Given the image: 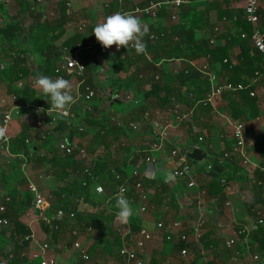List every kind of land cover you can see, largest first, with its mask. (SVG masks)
I'll return each instance as SVG.
<instances>
[{"label": "crops", "instance_id": "crops-1", "mask_svg": "<svg viewBox=\"0 0 264 264\" xmlns=\"http://www.w3.org/2000/svg\"><path fill=\"white\" fill-rule=\"evenodd\" d=\"M104 1L36 0V6L45 15L43 18L65 21L63 34L56 41L58 45L80 33L76 47L82 48L76 49L74 53L77 51L85 63L86 81L91 80L98 89L97 92L93 88L97 95L91 101L79 100L70 106L75 118L58 114L57 121L52 122L50 118L57 113L52 111L54 109L50 107V101L42 98L36 84H32L39 74H43L42 56L37 51L43 33L36 31L38 33L32 35L33 22H27L28 20L25 22L20 15V12L25 10V4H33V0L8 2L0 0V27L8 20L21 18L24 22H20L17 28L23 24L26 29L17 32L14 36L15 41L23 49L35 50L4 56L1 51L3 42L0 40V111L16 104L21 106L20 114L15 115L10 124L9 139L6 141L0 139V204H5L4 216L10 221L9 226H0V264H21L17 262L24 259H27L24 264L34 263L33 254L43 243H49L48 253L54 256L59 264H88L89 262L81 258L80 252L72 246L76 239L71 231L74 228L79 230L78 238L89 253L91 262L95 264L121 262L117 243L113 242L115 235L119 236L117 217L113 222L105 221L101 229L93 228L92 232L86 231L87 224L68 218L69 226L57 233L49 228L52 225L50 207L42 214L34 206L37 193L51 204L57 201L53 196L54 191L65 186L72 188L74 181L72 173L62 179L53 173L54 169L46 155L50 154L48 150L50 143L45 142V136L47 134L51 136L49 133L58 137L55 143L58 154H64V148L68 145L78 147L86 144L88 166L97 167V164H100V167L105 170L112 169L115 173L120 169L124 178L130 179L129 184L126 181L124 185L131 190L129 201L134 210L133 216L139 217L140 220L138 231L146 229L151 234L143 249L146 264H154L152 259L155 257L156 264H238L233 260L237 253L242 261L258 264L253 261L252 256L254 253L264 251V76L257 71L255 74L259 76L244 85L250 88L251 93L260 101V112L253 118L250 117L249 105L240 106V116H235L238 112L237 106L240 105L237 103L239 90L225 92L208 106L189 99L176 100L173 94L169 105L160 107L154 103L157 98L150 95L149 87L120 89L121 92H131L134 100L113 101L109 97L111 69L115 62L113 45L108 47L106 54L100 51L99 44L93 48L86 46L91 41L97 42L92 33L96 22H101L102 17L104 19L108 17L105 15ZM186 1L191 3L189 0ZM211 1L202 0V3L192 1L184 8L186 13L184 22H209L211 25L216 23L213 29L215 35H225L228 30L231 32V29H234L233 22L218 21L217 11L207 9ZM231 1L236 6L234 9L243 17L242 2ZM260 2L262 17L264 0ZM182 6L178 10L165 7L156 16L132 13L131 10L134 8L121 7L119 11L137 17L142 24L149 27V32H152L151 28H160L168 22L175 21L173 15L176 13L178 16ZM82 24H85V27L79 29ZM203 26L198 31L197 42H202L205 36L212 35L210 24ZM260 27L264 31V18L262 22L260 21ZM57 33L56 30L54 34ZM210 41L215 44L222 43L225 39L213 38ZM202 51L184 60L161 59L156 64L167 72L173 69L174 74H179L184 65L197 67L203 74L209 93L211 90L209 73L215 74L218 82L223 84L228 82L230 72L223 69L219 62L211 69L208 57ZM240 53V46L234 45L229 50V58L237 62ZM14 60L18 62L15 70L26 74L23 76L20 74L21 78L18 81L12 80ZM90 60L96 61L91 65ZM262 63L264 67V60ZM177 68H180L178 72L175 71ZM65 75L70 83L79 80L74 73L66 72ZM54 78L55 74L52 79ZM20 80H24L25 83L22 89L17 87ZM27 86L34 92H24ZM13 94L18 96V100L12 98ZM174 103L180 104L183 111L193 109L189 121L180 122L174 116L169 110ZM33 105L43 107V111L51 110L42 113L47 115L43 126L36 124L38 114ZM90 108L97 113V125L84 127L83 119ZM60 118H65L68 125H71L73 138L70 142L63 139L61 130L57 128ZM131 124H137V128H133ZM237 125H241L245 132L246 156H243L235 145L234 130ZM81 126L85 128L84 131H79ZM163 130L167 132L165 137L159 134ZM189 146H200L216 158L214 165L189 158L195 186L188 185L187 177L175 175V170L180 167V161L171 155V150L175 147L188 149ZM213 166L220 171L216 175L207 173ZM118 175L117 173L116 176ZM219 176L225 177L227 183L221 194H217L213 188V178ZM137 181L144 184L149 195L148 209L145 212L140 211L142 202L134 188ZM97 182L92 184L93 194L96 199L103 201L105 194H99L94 190L95 186L99 185ZM33 186L35 189H32ZM104 203L107 201L104 200ZM105 204L99 208L102 209ZM19 221L28 229L24 241L22 240L26 243L23 249H18L10 238ZM177 222L182 224L181 227L173 226ZM129 224L132 228L130 221ZM26 237L30 238L27 240ZM231 239H234L235 243L228 246L227 242ZM181 241L189 243V256L184 257L174 248L175 244ZM191 258L193 261L189 262Z\"/></svg>", "mask_w": 264, "mask_h": 264}, {"label": "trees", "instance_id": "trees-1", "mask_svg": "<svg viewBox=\"0 0 264 264\" xmlns=\"http://www.w3.org/2000/svg\"><path fill=\"white\" fill-rule=\"evenodd\" d=\"M150 1L151 0H126V2L122 3L121 0H113L110 7L104 8L105 15L110 16L114 11H119L121 7H124L125 9H133L135 7L143 8L147 6ZM189 1H191V3L192 1H200V3H202V0ZM32 3L33 4L26 3L25 10H22L20 15L25 22L27 20V22H33L31 25L32 35L38 33L36 31H41L43 33V39L41 40L40 47L37 51H39L42 56L41 66L44 68L43 75L52 78L55 74V69L62 64V57L65 51L69 54H74V51L77 49L76 44L80 40V33L73 35L64 41L63 44L58 45L56 41L63 34L65 21L43 18L45 15L41 9L36 6V0H33ZM191 3L186 2L183 4L175 21L168 22L160 28H151L152 32H148L144 38L147 45L146 55L137 54L135 49L130 48L129 46L127 49L121 47L119 50L115 51V62L112 64L113 69H111L112 77L110 80V90L115 92L130 87H149L150 95L157 98L154 103L160 107H167L173 94L175 95L173 98H176V100L179 101H182L181 99H189L193 102L199 101L206 97L208 93V85L206 84L203 74L197 67H188L187 65H184L179 74H174L173 69L171 72H167L156 63L161 59L174 60L177 58H183L184 60L203 50L202 53L208 57V64L211 69H213L212 67L215 63L219 62L222 64L223 69L230 72V75L227 78L228 82L243 85V88L238 92L239 101L237 103L240 105L237 106L238 112L235 116H240V106L249 105L251 107L250 117H256L260 112V101L257 96H254L253 93H251V89L246 88L244 85L250 83L255 77L259 76L256 75L255 72L258 71L260 74L264 73V67L262 63V55L256 51L250 41V23L242 17V14L234 9L236 6L232 4L233 2L231 0H221L218 2L212 0L208 3L207 9H215V11H217V20H229L234 24V29H231V32L228 30V33L225 35H215L213 29L217 25L216 23L211 25L209 22H184L186 14L184 13V8ZM21 18L8 20L0 27V40L3 42L1 51L4 56H10L13 53L20 54L23 52L29 53L35 51L29 48L23 49L15 41L14 36L17 32L25 30L23 24L19 29L17 28L20 22H24ZM62 18L64 17L62 16ZM262 18H264V15L261 17V22ZM197 19L199 20L200 18ZM209 24L210 30H212V35L208 37L205 36L202 42H197L198 31L204 27L203 25ZM56 30L58 33L54 34ZM161 31H163L165 35L158 40H153L149 37L150 33H158ZM244 32L247 33V37H242V33ZM213 38L215 40L223 38L225 41L213 44L214 42L210 41ZM234 45H239L241 48V53L237 62L232 61L229 58V50ZM94 61L96 60H93V62ZM93 62L91 60L89 61L91 65ZM14 63V76L12 77V80L18 81L21 78L20 74H22V76L26 74L15 70L18 62L14 60ZM157 76L159 77L158 79ZM86 85L95 88L98 92L97 87L91 80H87ZM24 92L33 93L34 90L31 91V88L27 86L25 87ZM82 101L89 102L90 100ZM96 114L97 113H95L92 108L88 109L83 119V126L97 125ZM45 123L46 121L43 122L41 126ZM57 128L61 130L65 141L68 140L70 142V140H72L73 132L71 125H68L65 118L59 119ZM41 129L44 132V129ZM49 134H51V136L47 134L45 136V142L50 143V149H48L50 154H46L48 159L46 157L45 159L52 164L54 169L53 173L59 179L65 178L71 173L74 177L72 188H67V186L60 187L53 193V196L57 201L50 204L49 212L52 214L50 219L52 225L49 226V228L53 230V232H62L69 226L67 220L70 213L75 214V220L77 222H82L88 225L86 227L90 226L95 229H101L105 221L113 222L117 211L114 207L115 198L113 195L117 187L121 184H126V181L129 184L130 179L126 180L120 169L115 173L112 169L105 170L100 167V164H97V167L88 166L86 162L79 158L76 151L72 153L58 154L55 145L58 137L52 133ZM25 140V137H23V141ZM117 173L119 174L118 177L116 176ZM95 181H98L97 183L104 188V192L99 193L102 195L105 194L103 201L96 199L93 194L92 184L95 183ZM213 185V188L216 190L215 192L221 194L227 186L225 177L219 176L218 178H213ZM94 190L97 192L96 189ZM130 191L127 193V199H130ZM135 191L139 194L137 190ZM209 192L211 193V190H209ZM104 200L105 202L107 201L106 204L104 203ZM103 204H105V206L100 209L99 207ZM58 209H63L66 215L63 217L56 215ZM104 212H107L108 215ZM130 223L133 230H139V217L132 216ZM16 224L15 232L11 234L10 238L18 249H23L26 246V243L23 242V238L28 233V229L20 221ZM56 225H58V228L55 227ZM113 242L117 243L118 246L120 243V237L115 235ZM188 246L189 243L181 241L177 245L175 244L174 248H176L178 253L182 254L184 249L190 252ZM260 253H262L261 262L264 263V252L260 251ZM26 261L27 259L19 260L17 263L24 264ZM152 262L154 264L157 263L156 257L152 259Z\"/></svg>", "mask_w": 264, "mask_h": 264}, {"label": "built area", "instance_id": "built-area-1", "mask_svg": "<svg viewBox=\"0 0 264 264\" xmlns=\"http://www.w3.org/2000/svg\"><path fill=\"white\" fill-rule=\"evenodd\" d=\"M6 2L11 0H5ZM214 1H220V0H214ZM237 1V0H236ZM241 1L244 7V19L250 23L252 30L250 34V41L252 46L256 49L258 53L262 55V58L264 60V31L260 27V21H261V2L260 0H238ZM186 0H151L150 3L143 7H136L131 12H140L151 16H156L159 11H162L165 7H170L172 9L178 10L184 3H186ZM111 0H105L103 2L104 8L110 7ZM68 5L70 6L71 3L69 2ZM177 12V11H176ZM119 13H125L123 11H120ZM176 13L173 15V19H176ZM85 27V24H82L79 29H82ZM165 33L163 31L161 32H153L149 34V37L153 40H158L159 38L163 37ZM242 37H247V33H242ZM99 44L100 51L104 54L108 53V48H105L101 45L100 42L91 41L86 46L88 48H93L94 46H97ZM130 48H134L132 44H129ZM82 47H79L77 50H80ZM114 50L117 49L116 45L113 44ZM183 68V67H182ZM85 70L86 66L82 58L78 55L77 51L74 54H69L65 51L63 57H62V64L61 66L57 67L55 69V78H64L66 79L65 73H74L79 77V80L77 82L71 83L72 84V95L74 97V101L79 100H92L96 92L95 90L90 87L89 85H86V79H85ZM180 68L175 69L176 72H178ZM187 71V70H186ZM262 76L264 73L261 74ZM158 78V77H157ZM217 76L213 73H209V80L211 83V90L207 94L205 98L198 101V104H202L203 106H208L210 104H213L216 100H218L221 96L225 94L227 91H237L243 88V85L235 84L232 82H225L223 84L219 83L217 80ZM36 80V79H35ZM35 80H33L32 84L35 85ZM25 83L24 80H20L17 82V87L19 89H22L24 87ZM109 97L111 100H125V101H132L134 100V95L131 92H121V91H115V92H109ZM12 98L14 100H18V96L16 94L12 95ZM35 112L38 114L36 119V124L38 126H41L43 122L45 121L47 115H42V113L50 112L51 110L43 111V107L38 105H33ZM21 106L16 104L13 107L0 111V129L4 130V135L0 136V139L3 141H6L9 139V127L14 119L15 115L20 114ZM169 110L176 116V118L180 122H186L189 121L193 114V109H187V111H183L181 108V105L178 103H174ZM56 112L55 110H52ZM159 111H157L158 113ZM57 113V112H56ZM148 114V113H147ZM66 117L75 118L74 113L71 112L70 108L68 109V115ZM58 118V113L53 116L51 119L52 122H56ZM133 128H137V124H131ZM85 128L83 126L79 127V131H84ZM162 137H165L167 135L166 130H163L159 133ZM234 136H235V145L237 150H240L242 152L243 156H246L245 146H246V136L244 129L241 125H237L234 130ZM202 140V138H200ZM76 151L79 155V158L87 162L88 161V150L87 145L82 144L81 146H73L68 145L64 148V154L66 153H72ZM171 155L173 157H177L179 159L180 167L175 170V175L178 177H187L189 179L188 185L189 186H195V179L192 176V167L189 164V157H188V150L187 149H181L178 147H175L171 150ZM123 188L124 192L122 193L123 196L127 198V193L129 192V187L127 185H121L118 187L113 195L115 198L116 195L121 194L120 189ZM135 190L139 192V196L141 199V207L140 211L145 212L148 209V192L146 188L144 187L143 183L141 181H137L135 186ZM32 189H35L33 186ZM96 191L98 193H103L104 188L102 185H96ZM99 189V190H98ZM8 199V198H7ZM34 206L36 209L40 210V213L43 214L44 211H46L50 204L47 202L44 196L37 193L35 196ZM6 211L5 204H0V226H9L10 221L8 218L4 216V213ZM56 215L58 216H65L66 213L63 209H58L56 212ZM70 219L75 220V214L70 213L69 214ZM181 223L177 222L174 223V227H181ZM58 228V225L55 226ZM94 229L92 227H87V232H92ZM117 231L120 237V243L118 244V254L121 257V262L119 264H146L144 259V245L147 239L151 238V234L146 229H140L138 232H134V230L130 227L129 222L127 224L118 223L117 224ZM72 235L76 237L74 242H72V246L76 248L80 252L81 258H83L85 261H88V264H95L94 262L90 261V255L82 245L81 241L79 240L78 236L80 235L79 230L74 228L72 230ZM30 237H26L28 240ZM235 243L234 239H231L227 242L228 246H233ZM49 243H43L40 244L39 248L35 253L33 254V260L34 263L31 264H59L57 259L48 253L49 249ZM264 252V251H263ZM183 256H189V252L184 249L182 251ZM253 261L258 264H264L261 262L262 259V253L257 252L254 253ZM233 260L236 261L238 264H250L247 261H242L239 259V253H237ZM190 261H193V258L190 259ZM7 264V263H6ZM219 264V263H214Z\"/></svg>", "mask_w": 264, "mask_h": 264}, {"label": "clouds", "instance_id": "clouds-1", "mask_svg": "<svg viewBox=\"0 0 264 264\" xmlns=\"http://www.w3.org/2000/svg\"><path fill=\"white\" fill-rule=\"evenodd\" d=\"M149 27L135 16L128 13H115L108 16L104 22L94 26V33L98 42L105 48L116 45L128 48L129 44L134 46L137 54H147V45L144 37L148 34ZM35 84L42 94V98L50 101V107L59 115L67 116L68 109L75 102L72 95V84L64 78L52 79L51 77L39 74ZM41 97V96H37ZM4 135V130L0 129V136ZM99 190V189H98ZM124 189L115 197L114 207L117 209V220L122 224H127L134 215L131 202L122 195Z\"/></svg>", "mask_w": 264, "mask_h": 264}, {"label": "water", "instance_id": "water-1", "mask_svg": "<svg viewBox=\"0 0 264 264\" xmlns=\"http://www.w3.org/2000/svg\"><path fill=\"white\" fill-rule=\"evenodd\" d=\"M187 150H188V157L192 160L198 162L207 161L211 165H214L216 162V158L208 154V152L200 146H189ZM219 172L220 171L216 166H213L212 169L207 171V173L211 175H216Z\"/></svg>", "mask_w": 264, "mask_h": 264}, {"label": "rangeland", "instance_id": "rangeland-1", "mask_svg": "<svg viewBox=\"0 0 264 264\" xmlns=\"http://www.w3.org/2000/svg\"><path fill=\"white\" fill-rule=\"evenodd\" d=\"M106 17H107V16H106ZM104 20H105V19L102 17L101 22H96V23H97V24H98V23H102V22H104ZM85 21H86V20H85ZM25 29H26V28H25Z\"/></svg>", "mask_w": 264, "mask_h": 264}]
</instances>
